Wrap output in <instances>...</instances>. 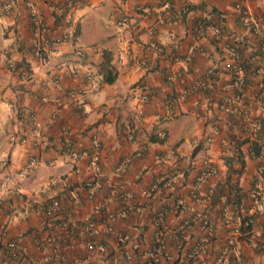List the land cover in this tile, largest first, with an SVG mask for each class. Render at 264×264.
Listing matches in <instances>:
<instances>
[{
  "label": "crops",
  "instance_id": "1",
  "mask_svg": "<svg viewBox=\"0 0 264 264\" xmlns=\"http://www.w3.org/2000/svg\"><path fill=\"white\" fill-rule=\"evenodd\" d=\"M49 1L37 6L56 32L62 24ZM71 20L74 34L38 62L29 50L22 1L0 9V264H232L236 254L240 264H264V211L232 245L226 241L248 211L251 189L260 186L264 195V173L257 170L264 162L257 86L264 76V0H80ZM231 44L236 57L227 49ZM11 51L29 62L30 79L18 80L5 66L4 54ZM238 66L240 96L233 83ZM143 82L151 94L137 114L136 85ZM165 100H171L170 114ZM255 119L262 124L252 134ZM127 126L134 127L132 139L125 137ZM64 129L87 151L96 134L95 164L83 156L75 164L79 171L73 170L60 149ZM43 138L53 144L41 149ZM29 157L34 165H27ZM206 164L215 172L195 183ZM93 174L117 182L126 196L85 187L83 180ZM32 194L61 196L58 217L51 221L27 210L23 198ZM119 210L124 215L93 247L72 233L88 219ZM158 210L164 211L160 228L188 220L180 248L167 241L165 260L153 240ZM201 215L211 226L207 238ZM5 239L22 246L19 261L4 251Z\"/></svg>",
  "mask_w": 264,
  "mask_h": 264
},
{
  "label": "built area",
  "instance_id": "2",
  "mask_svg": "<svg viewBox=\"0 0 264 264\" xmlns=\"http://www.w3.org/2000/svg\"><path fill=\"white\" fill-rule=\"evenodd\" d=\"M24 8L26 9L29 28L31 32V40L29 50L31 55L39 62L42 61L45 53L51 50L52 46L57 45L59 43L68 41L73 32V24L71 20V12L76 4L80 0H51L47 3V7L56 15L59 16L62 24V29L54 32L47 26L41 18V13L38 9L37 3L39 0H21ZM13 7V0H4L0 9L8 11ZM215 32L218 30L214 28ZM149 45L153 48H158L156 43L150 42ZM16 49L20 48V43L16 42ZM227 49L236 57L238 55V51L235 48V45H228ZM18 57L14 51L8 52L5 56V66L13 72L15 77L18 80H28L32 76V70L29 62L27 65H16L15 61ZM242 68L238 66L237 73L235 74L233 83L237 87L238 94L236 96H240L243 89L244 77L241 73ZM257 72L263 73V69L258 67L256 69ZM240 72V74H239ZM87 77H91L90 73H87ZM167 80H172V73L166 72L165 75ZM202 81H195V85H201ZM257 86L260 90L259 104L263 107L264 111V76L261 75L260 79L257 82ZM137 94H136V108L135 111L137 114L142 112L141 104L146 102L149 98V94H151V90L146 83H140L136 85ZM165 109L168 114L172 113L171 100H165ZM83 112H86L84 107H81ZM262 124L261 119L253 120L252 124H250V131L252 134H257ZM63 138L60 142V149L62 154L72 163L73 170L75 172L79 171V168L75 166L77 160L83 156H90L91 162L93 164L96 158V151L99 149V141L96 134H92L91 136V151H87L86 149H82L80 147V143L78 140L74 138V136L66 129L62 130ZM124 134L127 139H132L135 135L134 127L127 126L124 129ZM53 144V140L49 138H43L41 140L40 148L50 146ZM136 155L139 152L134 153ZM129 154L124 155L119 159L116 169L118 171H122L130 159ZM52 160L50 161V163ZM35 159L33 157H29L27 159V165H34ZM257 170L261 173H264V162H261L257 166ZM25 172V168L21 169L17 172L18 175H22ZM215 172V168L211 164H206L200 174L196 177L195 183L202 180L209 174ZM6 178L10 176L5 174ZM83 185L89 189L93 190H103L108 196H118L122 198L126 196V192L123 191L120 185L117 182H113L110 178L106 176H99L93 174V176L86 177L83 180ZM196 187H193L191 191V196L194 200H200V196L195 191ZM250 202L248 211L246 215L239 221V224L232 228L230 235L227 237L226 241L228 245H232L234 243V237L236 234H240L243 231L241 226L249 225L253 216L257 212L264 211V195L260 188V186L253 187L250 191ZM23 204L25 205L27 210L39 211L44 214V217L49 220H54L58 217L60 209H61V196H53L41 199L39 195L32 194L23 198ZM124 215V210H119L114 213L108 214L104 219H88L83 222V224L79 226H75L72 233L75 236H82L87 239L85 242L88 247H93L96 238L102 233L111 230V221L119 216ZM164 211L158 210L154 213L153 216V224L157 227V229L153 232V240L156 243L157 248L160 250L162 260H165L169 257V252L167 250V241L172 239L175 241L174 248L179 249L181 243L184 240V234L186 232V227L188 225V220L182 221L178 226L173 228L163 229L160 228V223L163 219ZM200 218L201 224L204 227V237L207 238V234L211 232V226L205 217V215H201ZM1 235L5 236V231L2 228L0 230ZM46 240L50 241L51 236H46ZM198 243L194 244V247H197ZM2 247L4 251L16 261H19L20 255H22V246L16 242L15 239H5L2 241ZM192 252H189L187 256H191ZM159 264V261H158ZM232 264H240V256L238 254L235 255Z\"/></svg>",
  "mask_w": 264,
  "mask_h": 264
},
{
  "label": "trees",
  "instance_id": "3",
  "mask_svg": "<svg viewBox=\"0 0 264 264\" xmlns=\"http://www.w3.org/2000/svg\"><path fill=\"white\" fill-rule=\"evenodd\" d=\"M13 8V7H12ZM11 9V8H10ZM9 9V10H10ZM56 17H58L59 18V16L58 15H56V14H54ZM29 22V21H28ZM203 22L202 21H200L199 22V24H202ZM72 34H74V31H73V33ZM235 48H236V50H237V47L235 46ZM15 63H16V65H27L28 63H27V61L25 60V58L23 57V56H19L17 59H16V61H15ZM106 71H111V69H110V67H108V69H105ZM244 217V216H243ZM242 217V218H243ZM250 225V224H249ZM249 225H247V226H241V229L242 230H247L248 228H249ZM87 240V239H86Z\"/></svg>",
  "mask_w": 264,
  "mask_h": 264
},
{
  "label": "rangeland",
  "instance_id": "4",
  "mask_svg": "<svg viewBox=\"0 0 264 264\" xmlns=\"http://www.w3.org/2000/svg\"><path fill=\"white\" fill-rule=\"evenodd\" d=\"M7 53L4 54V63H5V56H6Z\"/></svg>",
  "mask_w": 264,
  "mask_h": 264
}]
</instances>
